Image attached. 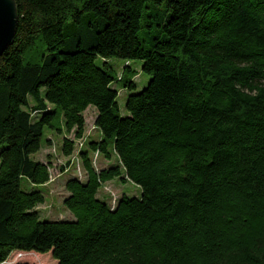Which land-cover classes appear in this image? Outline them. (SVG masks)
<instances>
[{
	"label": "trees",
	"instance_id": "obj_1",
	"mask_svg": "<svg viewBox=\"0 0 264 264\" xmlns=\"http://www.w3.org/2000/svg\"><path fill=\"white\" fill-rule=\"evenodd\" d=\"M16 2L0 58V264H264V0ZM111 60L127 62L121 76ZM132 61L151 78L139 93ZM90 107L100 137L81 150L85 179L66 183L71 218L43 219L52 164L33 157L48 129L75 134L70 158ZM94 154L119 164L97 170ZM118 179L141 197L100 198Z\"/></svg>",
	"mask_w": 264,
	"mask_h": 264
},
{
	"label": "rangeland",
	"instance_id": "obj_2",
	"mask_svg": "<svg viewBox=\"0 0 264 264\" xmlns=\"http://www.w3.org/2000/svg\"><path fill=\"white\" fill-rule=\"evenodd\" d=\"M142 37V35H141ZM126 61L123 60H111L110 64L114 67L117 75L121 76ZM132 69L135 70L136 76L134 82L137 85L136 93L141 92L146 88L151 80L148 75L142 73L143 62L132 61L128 62ZM97 65L101 66L102 61L98 60ZM120 87V86H119ZM129 92L120 90V98L118 100L121 111L126 114L125 103ZM97 111L94 107H90L84 114L86 120L85 137L81 141H76L74 154L70 158H66L63 155V142L66 138L74 140L75 134L58 135L48 129L44 132L43 147L40 153L33 158L36 161L52 164L50 171L51 181L43 187V191L46 197V203L38 207V211L43 219L51 221L68 220L71 218L69 213L63 206V201L67 196L65 189L66 183L70 178L78 177L81 180L85 179V172L83 170V163L81 160V150H85L88 143L91 140H97L100 137L99 131L96 129ZM47 141L51 142V145L46 144ZM83 143L81 145L80 143ZM93 165L97 170L107 168L110 165H117L119 161L117 157L113 156V160L106 161L101 155H92ZM70 164V165H69ZM64 170V171H63ZM122 195H127L132 198H140L142 195L141 189L135 184L128 182L127 184L121 183V181L114 180L104 185L99 192V197L109 202L114 207L117 201ZM16 263H29V264H56L52 254H18L14 253L7 264Z\"/></svg>",
	"mask_w": 264,
	"mask_h": 264
},
{
	"label": "water",
	"instance_id": "obj_3",
	"mask_svg": "<svg viewBox=\"0 0 264 264\" xmlns=\"http://www.w3.org/2000/svg\"><path fill=\"white\" fill-rule=\"evenodd\" d=\"M19 23L16 0H0V58L14 43Z\"/></svg>",
	"mask_w": 264,
	"mask_h": 264
},
{
	"label": "built area",
	"instance_id": "obj_4",
	"mask_svg": "<svg viewBox=\"0 0 264 264\" xmlns=\"http://www.w3.org/2000/svg\"><path fill=\"white\" fill-rule=\"evenodd\" d=\"M80 144H81V145H83V143H82V142H81Z\"/></svg>",
	"mask_w": 264,
	"mask_h": 264
}]
</instances>
